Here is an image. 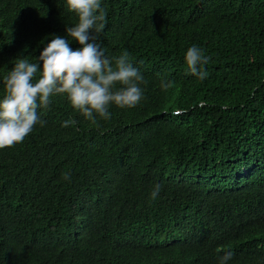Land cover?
I'll return each instance as SVG.
<instances>
[{
    "label": "trees",
    "instance_id": "trees-1",
    "mask_svg": "<svg viewBox=\"0 0 264 264\" xmlns=\"http://www.w3.org/2000/svg\"><path fill=\"white\" fill-rule=\"evenodd\" d=\"M101 5L98 42L127 50L143 99L93 123L55 95L43 127L0 149V264H219L228 250L264 264V0ZM76 22L65 0H0V96L17 58ZM193 45L211 57L203 81Z\"/></svg>",
    "mask_w": 264,
    "mask_h": 264
},
{
    "label": "clouds",
    "instance_id": "clouds-1",
    "mask_svg": "<svg viewBox=\"0 0 264 264\" xmlns=\"http://www.w3.org/2000/svg\"><path fill=\"white\" fill-rule=\"evenodd\" d=\"M68 11L75 13L77 22L65 29V36H53L31 62L17 58L14 67L3 77V95L0 96V149L22 143L39 124L45 121L38 108L47 109L51 97L65 94L73 109L86 119L96 122L97 117L110 119V106L134 108L143 99V74L133 66L125 50L116 57H107L99 36L106 27V12L101 0H65ZM75 40L81 47L73 50L69 44ZM211 57L193 45L185 54L188 72L203 81L208 77L204 66ZM39 62H42V67ZM39 73V75H37ZM172 82L161 80V90L167 91ZM67 120L63 127L74 125ZM65 179H70L68 174ZM162 185L157 183L151 192L155 200ZM233 258L231 250L219 257V264H228Z\"/></svg>",
    "mask_w": 264,
    "mask_h": 264
}]
</instances>
